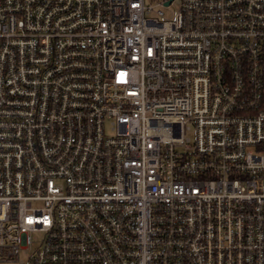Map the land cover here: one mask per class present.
Segmentation results:
<instances>
[{
  "label": "built area",
  "instance_id": "built-area-1",
  "mask_svg": "<svg viewBox=\"0 0 264 264\" xmlns=\"http://www.w3.org/2000/svg\"><path fill=\"white\" fill-rule=\"evenodd\" d=\"M0 264H264V0H0Z\"/></svg>",
  "mask_w": 264,
  "mask_h": 264
},
{
  "label": "rangeland",
  "instance_id": "rangeland-1",
  "mask_svg": "<svg viewBox=\"0 0 264 264\" xmlns=\"http://www.w3.org/2000/svg\"><path fill=\"white\" fill-rule=\"evenodd\" d=\"M147 4H155L156 0H146ZM158 9V7L156 8V10ZM168 14V13H167Z\"/></svg>",
  "mask_w": 264,
  "mask_h": 264
}]
</instances>
